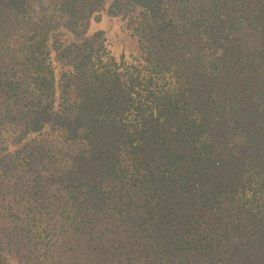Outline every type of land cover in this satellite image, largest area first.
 Listing matches in <instances>:
<instances>
[{"label": "trees", "instance_id": "1", "mask_svg": "<svg viewBox=\"0 0 264 264\" xmlns=\"http://www.w3.org/2000/svg\"><path fill=\"white\" fill-rule=\"evenodd\" d=\"M0 264H264V0H0Z\"/></svg>", "mask_w": 264, "mask_h": 264}, {"label": "rangeland", "instance_id": "2", "mask_svg": "<svg viewBox=\"0 0 264 264\" xmlns=\"http://www.w3.org/2000/svg\"><path fill=\"white\" fill-rule=\"evenodd\" d=\"M104 30L107 36V41L111 44V48L117 55L124 51L127 54L138 51L137 40L132 38L124 27V23L120 20L112 18L107 14L97 16L93 20L91 32Z\"/></svg>", "mask_w": 264, "mask_h": 264}]
</instances>
